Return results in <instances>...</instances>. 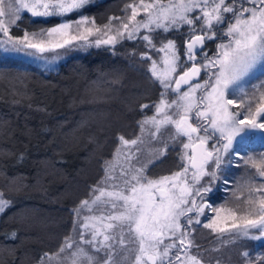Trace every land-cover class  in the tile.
I'll use <instances>...</instances> for the list:
<instances>
[{"label":"snow or ice","instance_id":"6c2138e0","mask_svg":"<svg viewBox=\"0 0 264 264\" xmlns=\"http://www.w3.org/2000/svg\"><path fill=\"white\" fill-rule=\"evenodd\" d=\"M94 6L97 0H0L5 52L56 53L55 59L60 50L115 51L125 41H138L141 66L162 89L158 101L139 106V134L117 137L103 177L72 209L70 232L38 264H205L193 238L197 226L221 245L264 241V152L256 157L244 151L257 137L264 141V0H132L122 16L103 25L85 14ZM25 14L61 22L29 31L21 29ZM253 79L260 83L246 90ZM153 142L163 147H148ZM170 147L179 170L150 177L149 166ZM145 148L149 158L141 161ZM237 157L255 175L232 191L234 205L226 199L217 206L212 194L218 183L227 190L225 168L241 167ZM3 175L18 192L42 183L39 174ZM12 206L0 191V214ZM240 256L241 264H264V252Z\"/></svg>","mask_w":264,"mask_h":264},{"label":"trees","instance_id":"16d2710c","mask_svg":"<svg viewBox=\"0 0 264 264\" xmlns=\"http://www.w3.org/2000/svg\"><path fill=\"white\" fill-rule=\"evenodd\" d=\"M125 1L131 0H101L97 6L101 18L85 14L102 23L117 14ZM29 23L50 26L25 14L21 29ZM140 50L138 41H125L115 51L92 48L62 59L49 72L0 62V190L13 200V206L0 214V264H35L44 253L55 252L72 228V209L89 197L102 177L103 162L114 153L117 137L130 139L138 132L139 106L158 101L162 90L147 78ZM259 83L253 79L245 89L251 91L252 84ZM244 151L258 157L264 152V141L257 137ZM175 155L177 151L170 147L149 167L148 175L177 169ZM236 160L241 167L225 168L229 184L215 204L227 199L234 205L232 191L255 175V169L246 171L243 161ZM4 173L30 178L39 174L42 183L18 192ZM29 182L35 184L34 179ZM243 195L246 198L247 193ZM197 229L195 242L204 247L212 244L214 234L201 226ZM259 252H264V241L250 251Z\"/></svg>","mask_w":264,"mask_h":264},{"label":"rangeland","instance_id":"374dc122","mask_svg":"<svg viewBox=\"0 0 264 264\" xmlns=\"http://www.w3.org/2000/svg\"><path fill=\"white\" fill-rule=\"evenodd\" d=\"M100 1L101 0H97V6H99L98 4L100 3ZM131 2H132V0L131 1H125L124 3H122V5L118 9V13L112 14L109 17L122 16L124 14L122 12L124 5L127 3H131ZM97 6L89 7L86 11L87 14L88 13H91V14L95 13L97 18H101V15L103 13H101V10H98ZM27 15L29 16V14H27ZM90 17H95V16L90 15ZM72 18L75 19L77 17L75 15H73ZM108 18L105 21H103L102 23L97 22V24L103 25L104 23H107ZM36 19L43 20L42 18H34L33 20H36ZM95 19H96V17H95ZM48 22H49L50 26H45V25H43V23H38V24H34V25H33V23H29V24H26L25 26H23L24 27L23 29H27L29 31H38L41 27L47 28V27L54 26L55 24L60 23L61 20H60V18H50L48 20ZM170 34L171 33L166 34V35H170ZM16 35H22V33H17ZM138 44H139V42H138ZM104 47H108V46H104ZM90 49H92V48L69 50L67 52H65L64 50H60V55L57 58L53 59V57L57 56L56 53H44V54L28 55L26 52H16V51H11V50L8 52H5L3 50V47H0V62H4V63L13 62L15 65H18V66L22 65L24 67L33 66V67H35V69H37L39 71L42 70L44 72H49V71H52V69L57 68L58 64L62 61V59H64V58L66 59L67 57H70L75 53L78 54V53H81L82 51H86V50L88 51ZM143 50L144 49L142 48V50H140V51H143ZM153 58H157V57L154 56ZM143 68L147 70V65L145 64ZM150 115H152V114H150ZM138 134H139V129H138V132L135 134V136ZM166 135H167V133H165V138H166ZM135 136L133 138H135ZM130 139H132V138H130ZM118 146H119V143H118L117 147ZM148 147H163V145L160 143H157V142H153L151 145H148ZM113 154L111 155V157L108 160L112 159ZM148 158L149 157L147 155V148H145V150L139 154V159L141 161H144ZM176 170L177 169H174L173 171H176ZM171 173H168V174H166V172L161 173L160 175L154 176L153 178L163 176V175H170ZM103 175H104V173L102 174V177H103ZM101 178H100V180H101ZM0 191H2V190H0ZM89 196H90V193H89ZM5 197L8 198L6 196V194H5ZM216 205L218 206L219 204H216ZM210 215H211V213H210ZM212 240H213L212 244L210 243L205 247L200 246V252L202 253V255L204 257L205 264H216L217 260L220 261V264H227V263L239 264V263H241L240 253H242L245 250L250 252L252 249L253 250L256 249V244L259 242V241H253V240H247V239H239L235 243L221 245V242L217 239V237L215 235H214V238ZM248 241H249V243H248ZM198 245H200V244H198ZM217 248L219 249V251L213 250V249H217ZM192 251L196 252V249L194 248V249H192ZM53 252H50V253H53ZM38 262H36L35 264H38Z\"/></svg>","mask_w":264,"mask_h":264},{"label":"flooded vegetation","instance_id":"af4514ba","mask_svg":"<svg viewBox=\"0 0 264 264\" xmlns=\"http://www.w3.org/2000/svg\"><path fill=\"white\" fill-rule=\"evenodd\" d=\"M180 39H182V38L177 37L178 42H179ZM208 47H209V49H211V50H215L216 45H215V43L209 42V43H208ZM175 157L177 158L176 155H175ZM174 162H175L174 164H177V161H176V160H175ZM177 170H179V169L177 168ZM166 174H168V172H166ZM224 188H225V187H224L223 184L218 183V190L215 191V192L212 194V197H211L212 200H215L216 197L219 196V194H221V193L223 192ZM206 211H207V210H206ZM209 215H210V213H209Z\"/></svg>","mask_w":264,"mask_h":264}]
</instances>
